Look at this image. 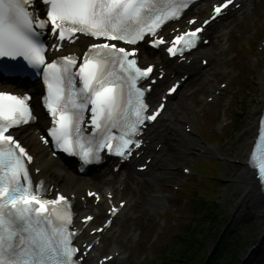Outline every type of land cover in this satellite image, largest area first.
Instances as JSON below:
<instances>
[{"label": "snow or ice", "instance_id": "snow-or-ice-1", "mask_svg": "<svg viewBox=\"0 0 264 264\" xmlns=\"http://www.w3.org/2000/svg\"><path fill=\"white\" fill-rule=\"evenodd\" d=\"M191 2L0 0V74L42 78L39 103L49 117L44 143H53L77 171L84 173L110 157L118 170L134 153L139 155L147 128L186 77L169 85L154 104L146 94L156 78L165 77L163 67L154 71L152 65L138 64L139 49L117 42L163 46L169 57L185 61L186 53L208 42L203 36L208 25L229 6L240 7L236 0H215L207 18L186 19L181 28L172 27V36L162 35V27L178 23ZM81 36L93 38L81 56L60 52ZM33 99L30 90H0V264H87L92 244L79 241L82 229L74 228L78 213L71 198L59 194L49 199L43 181L34 185L33 157L15 135V129L39 123ZM258 124L259 138L246 166L264 186V116ZM88 195L99 200L94 192ZM118 210L110 206L104 226L90 231L102 234ZM93 219L85 216L82 223L87 226Z\"/></svg>", "mask_w": 264, "mask_h": 264}, {"label": "rangeland", "instance_id": "rangeland-1", "mask_svg": "<svg viewBox=\"0 0 264 264\" xmlns=\"http://www.w3.org/2000/svg\"><path fill=\"white\" fill-rule=\"evenodd\" d=\"M263 17L264 0H253L250 10L244 15H236L234 21L229 22L230 25L223 30L225 33L223 38L215 40L211 47L217 58L213 67V80L210 85L199 82L194 84L192 96L186 100L184 114L187 117L192 116L193 108L202 106L209 89L215 88L216 82L220 83L232 78V86L227 88L219 100L205 107L200 117L192 123L193 135L187 134L186 139L173 137L171 142L164 146L166 155L156 169L157 179L151 184L144 181L138 183L137 178L130 174L129 185L123 195L129 200V206L124 214L127 221L122 227L118 225L112 237L107 240L108 246L116 243V248L129 257L126 261L116 260L112 264L154 263L160 249L158 245L169 243L176 234H183L179 229L181 225L191 219L196 220L197 215L200 216L203 210L208 211L206 205L199 209L194 206L190 198L193 193L186 188L189 182L195 181L193 179L195 176L197 181L193 189L195 193L201 191L196 200L215 202L211 206L214 212L211 216L212 221L207 227L212 231L218 230L232 243L235 239L239 240L242 246L239 264H264L262 238L264 227L258 226L256 222H244L238 215L242 200L241 188L237 185L241 182L240 177L243 176V172L238 171L239 166L233 161L235 158H242L246 153L251 130L255 126L256 109L261 101L264 51L260 52L257 46L255 47L251 33L256 28L258 33L264 31V28H260L264 23ZM249 43L252 44V49L248 54L243 55L241 50L248 49ZM238 71L240 75L234 78L233 72ZM246 89H253V92H248ZM237 112L242 115L240 121L237 120ZM178 128L185 133L184 129L180 130L178 126L175 128L176 132ZM210 147L215 148V152L210 151ZM201 159L204 163L200 162ZM183 167H189L200 174L185 176L182 172ZM170 168H173V171H170ZM97 174L99 172L91 175L89 179ZM173 185H179V191L174 190ZM162 191L170 194L169 205L164 208L156 206L152 212L150 205L156 202V197L161 196ZM150 198L155 199L150 201ZM132 214L139 216L138 220L129 219ZM203 221L202 218L198 220V227ZM157 226H161L162 230L156 239L153 237V232ZM139 231V239L133 240L132 234ZM163 238L167 242H162ZM218 238L208 243L206 256L216 248L215 242ZM261 238L262 243L257 247Z\"/></svg>", "mask_w": 264, "mask_h": 264}, {"label": "bare ground", "instance_id": "bare-ground-1", "mask_svg": "<svg viewBox=\"0 0 264 264\" xmlns=\"http://www.w3.org/2000/svg\"><path fill=\"white\" fill-rule=\"evenodd\" d=\"M248 2L249 0H246L244 7H247V9L249 10L250 7L248 5ZM202 8L203 6H201L200 8L194 9V13H198V14L202 13ZM226 20L227 19H225L223 23L214 26L212 33H214L216 37L217 35L224 36V34L222 35L223 33L222 31L224 30L226 26ZM201 53L210 55L214 60V53L210 50V48H204V50ZM143 55L145 59L152 60V61L159 60L160 63L164 62L160 53L158 54L156 53L155 58H148L145 52H143ZM197 64L198 63H194L193 67L188 70L193 75L191 85L195 84L196 82H200V83L208 82L209 79L213 77L212 76L213 70L212 71L207 70L205 72H202L197 68ZM168 67L171 70H177V71L186 69L184 66H178V65H175L174 63H169ZM192 87L193 85L190 86L189 89L185 90L180 96V98H178L177 100L171 99L173 103L171 104L169 108L166 122L162 123L160 126L153 127L149 133V138L159 139V141L160 142L162 141L164 144L169 143L173 137L175 138L180 137L182 139L187 138L186 134H183L181 131H179V128L177 132L175 131V128L177 126L180 127L182 125L181 123L185 120H186V123L190 122V120L186 119L187 117L184 114V110H185L186 100L189 98ZM260 90H261L260 103L262 106V103L264 102V83L263 81H261ZM261 106H259L256 109V115L258 114ZM38 129H41V126H38ZM254 129L251 130L252 134L250 136V140L251 138L254 137L253 136ZM17 134L29 146L32 145L33 147H37V150H36L37 163L43 169L41 178L49 177V178L54 179L57 182L58 186H60L61 189L66 192L77 191L79 193H82L86 187L92 184L102 190L111 188L112 182H107V181L105 182L104 180L102 181L103 175H98L97 176L98 178L96 179V181H94L93 179L86 178V177H80L74 173L72 164L66 163L63 159L60 161H56L54 158H51L50 155H47L45 148L38 147L37 136H36L35 131H33L32 129H26V130L18 132ZM249 144H250V141L248 142V146ZM248 149L249 148L246 149V153L241 158V160L243 161L245 160ZM215 150L216 149H211L210 151L215 152ZM148 153L149 154L153 153V150L151 149V147L148 150ZM154 156L155 158H161L162 162L165 159V155H162L161 152L159 155L157 154ZM129 169H130V165L125 167V170H129ZM238 171L239 172L243 171L242 173L243 176L240 177L241 182L239 183V185H237L239 186L238 188H241L240 197L242 200L241 201L242 204L239 206V209H238V215L241 218V220L244 222H256L258 226L260 225L261 227L262 226L264 227V207L258 202L259 197H257L256 195L254 197L252 192L249 190L250 189L249 187L251 186L250 177L248 176V173H246V170L244 169L242 165L239 167ZM145 178L156 180L157 176L153 173ZM157 201L159 202V204L155 202V205H163V201H160V200H157ZM87 208H90L89 204H87ZM94 210L98 211L101 214V211L99 208L98 209L95 208ZM263 233H264V228H263ZM262 238L264 239V235ZM262 238L257 247H260L262 240H263Z\"/></svg>", "mask_w": 264, "mask_h": 264}, {"label": "trees", "instance_id": "trees-1", "mask_svg": "<svg viewBox=\"0 0 264 264\" xmlns=\"http://www.w3.org/2000/svg\"><path fill=\"white\" fill-rule=\"evenodd\" d=\"M204 201L198 204V209L204 205ZM213 210L206 214L207 217L201 225L196 228L193 224L181 226L183 234H176L169 243H163L155 264H239V253L242 246L239 240L230 242L224 236L215 248L213 255L206 263V253L208 252V243L217 239L220 235L218 230L212 231L207 225L211 224L209 220L213 216ZM182 235V236H181ZM179 239V240H178ZM166 242V239L165 241ZM171 244L174 246L170 249ZM175 246H178L175 248ZM152 263V264H154Z\"/></svg>", "mask_w": 264, "mask_h": 264}, {"label": "water", "instance_id": "water-1", "mask_svg": "<svg viewBox=\"0 0 264 264\" xmlns=\"http://www.w3.org/2000/svg\"><path fill=\"white\" fill-rule=\"evenodd\" d=\"M256 188H258L257 187V183L256 182H254V184H253ZM259 198H260V202L262 203V204H264V199L261 197V196H259ZM222 238V235H221V237L219 238V239H221Z\"/></svg>", "mask_w": 264, "mask_h": 264}]
</instances>
